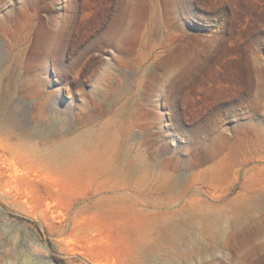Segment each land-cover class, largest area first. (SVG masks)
<instances>
[{
  "label": "rangeland",
  "instance_id": "374dc122",
  "mask_svg": "<svg viewBox=\"0 0 264 264\" xmlns=\"http://www.w3.org/2000/svg\"><path fill=\"white\" fill-rule=\"evenodd\" d=\"M261 84L264 0H0V264H169L133 255L149 202L97 203L140 175L264 199ZM182 253L264 264V232Z\"/></svg>",
  "mask_w": 264,
  "mask_h": 264
},
{
  "label": "bare ground",
  "instance_id": "6f19581e",
  "mask_svg": "<svg viewBox=\"0 0 264 264\" xmlns=\"http://www.w3.org/2000/svg\"><path fill=\"white\" fill-rule=\"evenodd\" d=\"M260 87L261 90L255 97L264 102V84ZM5 113L0 110V122L12 121V115ZM19 133L28 135L25 131ZM82 143L83 141L77 142L74 139L63 140L58 144L56 154H61L65 162L67 158L78 154L83 147ZM106 165L108 174L128 181L133 180L139 171V167L131 163L121 169L114 163L113 155ZM142 176H138L133 184L105 186L97 199L98 204L111 200L127 201L131 198L133 202L146 200L151 205L150 213L140 214V209H137L132 219L135 258L152 259L153 253L161 250L169 264H178L189 258L182 253L185 249L194 251L200 244L217 243L222 235L226 236V242L237 240L240 236L252 242L264 232V199L257 195H249L243 191L224 202L223 196L229 190L219 189L217 185H207L209 190L201 192V187L196 188L192 197L187 198L191 185L185 186L162 175L156 182L146 184L142 183ZM217 190H220L218 195Z\"/></svg>",
  "mask_w": 264,
  "mask_h": 264
}]
</instances>
